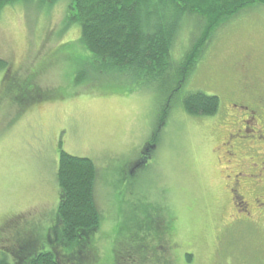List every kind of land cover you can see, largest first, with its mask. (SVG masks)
<instances>
[{
	"label": "rangeland",
	"instance_id": "1",
	"mask_svg": "<svg viewBox=\"0 0 264 264\" xmlns=\"http://www.w3.org/2000/svg\"><path fill=\"white\" fill-rule=\"evenodd\" d=\"M66 1L41 8L32 0L0 12V60L25 84L33 75L32 85L49 97L28 105L41 95L27 93L20 109L16 74L0 86V253L14 262L9 250L20 237L40 252L53 248L63 151L95 166L100 218L89 241L94 250L71 264H264V204L254 203L264 191V142L257 138L264 125L236 139L238 122L248 118L229 107L240 97L235 79L243 76L236 69L243 55L254 56V75L264 76L263 8L245 9L216 31L171 105L159 85L124 76L75 84L89 66L75 53L79 26L64 30ZM193 21L174 45L177 62L196 36ZM195 92L217 96L219 114L187 115L181 101ZM228 139H236L233 157ZM231 181L240 187L237 207Z\"/></svg>",
	"mask_w": 264,
	"mask_h": 264
},
{
	"label": "trees",
	"instance_id": "2",
	"mask_svg": "<svg viewBox=\"0 0 264 264\" xmlns=\"http://www.w3.org/2000/svg\"><path fill=\"white\" fill-rule=\"evenodd\" d=\"M32 0H0V12L4 8ZM61 0H38V5L50 8ZM65 28L79 26V38L75 51L89 68L76 73L75 84L84 80L98 82L112 80L122 82L130 78L138 85L156 84L169 96L171 105L175 94L194 73L197 62L216 31L245 9L263 8L264 0H67ZM195 20L196 36L191 38L180 61L173 58V48L180 32ZM194 23V21H193ZM67 43L64 46L73 44ZM255 57L253 56V64ZM2 71L0 86L16 82L13 89L19 97L13 98L20 109L25 108V94L41 97L30 99L28 105L48 99L39 87L32 85L34 76L20 78L19 73L9 74L8 64L0 60ZM124 79V80H123ZM133 79V80H132ZM186 80V81H185ZM13 83V82H12ZM126 90V89H125ZM131 91H125V93ZM184 112L195 117H214L219 114L220 99L201 92L187 94L181 101ZM172 108V106H171ZM21 111V110H20ZM157 143L152 139L150 144ZM96 179L95 166L89 159L59 152L56 183L59 189V205L52 228L55 244L51 250H38V243L29 246L26 241L27 264H70L60 250L84 253L93 249L91 237L96 233L100 218L96 210L93 191ZM51 228V229H52ZM68 250H67V249ZM86 258L84 259V262ZM0 264H7L5 259ZM25 264V262H24Z\"/></svg>",
	"mask_w": 264,
	"mask_h": 264
},
{
	"label": "flooded vegetation",
	"instance_id": "3",
	"mask_svg": "<svg viewBox=\"0 0 264 264\" xmlns=\"http://www.w3.org/2000/svg\"><path fill=\"white\" fill-rule=\"evenodd\" d=\"M242 57H243L242 62L237 64L236 69L243 76L235 79L236 80L235 85H237V87H238V93H239L240 97H238L236 102H232L229 107L236 112L238 111V113L241 116H247L248 121L243 120V119H241L239 122L236 121V122L240 123V125H241L236 130V134H238L236 139L247 140L248 136H254L257 134V132L255 131L253 126L256 127V129H258V127L261 128L264 125V76L256 77L254 75L255 66L253 64V56L252 55L246 54V55H243ZM237 61H239V59ZM263 128H264V126H263ZM246 134H247V136H246ZM230 137H232V136L230 135ZM228 138H229V136H228ZM257 138H258V140H263V142H264L263 136L259 135ZM236 139L232 140V141H230L228 139L226 141L230 144V147H231V156H228V154H227L228 157H233L235 155V153H233V151H232L233 146L231 144L232 143L235 144ZM252 139H254V138H252ZM261 155H264V151H263V153H261ZM228 162H231V160H229ZM261 164L264 165V163H261ZM262 180L263 179L260 178V179H257L256 182H260ZM236 182H240V181H236ZM262 182H260V183H262ZM231 183H232V186H231V189H229L230 193L237 186L236 183H234V181H231ZM239 189H240V187L237 188V190L234 189V191H236V192L232 194L231 205L233 207H237V205H239V204H236L237 198H242L237 193V191L239 192ZM261 190H263V186L259 187V191H261ZM259 199H264V191L259 192V195L254 198V203H256V206L264 204ZM241 204H240L241 208L243 206H247V204H245V203H241ZM249 219H251V218H249ZM250 221H252V219ZM8 223H12V221L10 220V221H8ZM143 226H146V225H144V223L142 222V223H139L137 227H138V229L142 230ZM162 237H163V235L160 231L156 235L155 240L156 239L162 240ZM25 242H26L25 239L23 237L22 238L20 237V239L16 242V245L13 246L9 250V254L12 255L13 258L15 259L14 262L8 261V258L3 253H0V255H2L0 257V260L5 259L7 264H24V262H25V264H27L26 261L23 260L24 258L26 259V257H27V249L25 248L27 246H26ZM145 248H146V245L143 244V248L140 249V252H143V250ZM160 249L163 252H166L164 249H162V246ZM70 252L69 251L62 252V251L58 250L55 252V253H58V255H55V256L59 258L60 256H62V254H65V255L67 254L66 260H65L66 262L70 263V259H71V260H73L74 263L75 262L83 263L84 259L87 257V255H89L92 251L84 253L83 251L75 250L71 256L69 255ZM147 255L150 258V256H151L150 252ZM147 255H145L144 258H147Z\"/></svg>",
	"mask_w": 264,
	"mask_h": 264
}]
</instances>
